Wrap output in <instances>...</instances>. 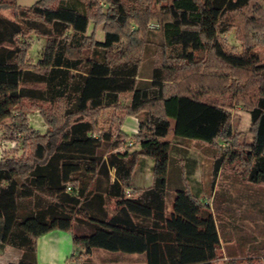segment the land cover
Wrapping results in <instances>:
<instances>
[{
	"label": "trees",
	"instance_id": "obj_1",
	"mask_svg": "<svg viewBox=\"0 0 264 264\" xmlns=\"http://www.w3.org/2000/svg\"><path fill=\"white\" fill-rule=\"evenodd\" d=\"M152 1L141 16L140 7L125 0H0V124L15 119L25 146L19 155L0 156V237L22 249L6 264H40L37 238L55 227L71 230L80 254L100 246L145 251V264H212L218 223L211 204L190 185L196 158L176 155L168 137L167 101L174 97V137L207 144L232 135L228 107L207 94L238 99L249 111L252 137L216 155L212 174L226 158L243 164L241 178L264 182V61L249 46H227L219 35L223 16L251 0ZM152 16L156 39L147 27ZM101 20L103 39L87 33L90 21ZM29 32L45 38L35 62L25 58ZM151 44L159 63L140 76ZM169 75L174 84H167ZM126 91L130 99L123 102ZM28 100L48 124L44 132L29 126ZM105 107L121 111L116 133L92 115ZM126 114L138 120L133 138L120 128ZM123 145L130 150H118ZM146 155L154 160L153 182L132 188ZM174 156L178 163H171ZM257 248L251 264H264V245Z\"/></svg>",
	"mask_w": 264,
	"mask_h": 264
},
{
	"label": "rangeland",
	"instance_id": "obj_2",
	"mask_svg": "<svg viewBox=\"0 0 264 264\" xmlns=\"http://www.w3.org/2000/svg\"><path fill=\"white\" fill-rule=\"evenodd\" d=\"M22 4H30L34 0H18ZM128 5H137L140 7L139 12L141 16H145L151 9V3H154L152 0H125ZM146 1H150L151 3L147 4ZM8 10L6 9L5 12ZM262 12V13H261ZM264 13V0H251L248 5L228 11L222 18L221 27L224 29L219 31L220 37L223 39L224 43L235 49L242 50L246 46H249L250 49L255 50L260 59L264 61V25L263 21L259 15ZM259 21L263 23L255 24ZM147 23V27L151 28V36L153 38H158V28L154 26V23L157 22L155 16L150 17ZM87 33L90 35L93 34L95 38H100L104 36V25L103 21L92 22L90 21L88 25ZM26 37L30 39V45L27 49V56L25 57L27 60L31 62H35L37 58L41 55L42 49L44 47L45 38L43 36H39L33 32H29L26 34ZM31 37V38H30ZM158 48L155 47L154 44H151L149 48L146 50L142 60H141V68H140V76H149L152 73V68L154 65L159 63L158 58ZM201 54V53H200ZM200 57L208 59V61L214 63V60L209 59V56L206 53H202ZM224 74V73H223ZM256 79V76H253V80ZM175 79L173 75H169L167 78V84H174ZM257 87V86H256ZM254 87L251 89V95L253 90L256 89ZM210 92L207 94V97L210 99H216L218 101H222L226 104L230 111V120L232 125V135L227 139L223 140L221 144H207L200 143L189 139L174 137L172 126L175 123V114H176V97L169 99L167 101V112L170 118L171 129L168 133V137L172 138V141L177 145V149L174 150L176 155L187 154L189 156H196L200 159V166L209 172L210 177H214L212 174V166L213 159L216 155L226 152V149L229 147H242V143L249 140L252 137V133L250 131L251 119L249 111L245 106L239 102L233 96L229 94H222ZM121 101L128 102L130 99V92L126 91L120 96ZM34 101H26L27 109L25 111L26 117L28 120L29 126L34 127L40 132H44L48 128V124L43 118L41 111L36 105L33 103ZM38 104V102L35 101ZM25 109V108H24ZM150 109H156L155 107ZM120 110H117L113 107H105L99 110L96 114H92L97 119V124L102 129H112V132L116 133L119 129L120 122ZM128 115V116H127ZM134 114H126L123 117V121L125 124L124 132L129 135V138H133L134 133L137 131L134 127L138 122L136 120ZM16 120L13 118H6L4 122L0 124V156L5 153L7 155H19L21 154L25 146L22 142L23 131L19 127H14L16 125ZM22 131V132H21ZM19 138L18 142L16 138ZM127 145L120 146L118 150L126 151V149L130 150ZM172 151V155H174ZM214 155V156H213ZM145 159L149 162L148 164H139L135 167L134 175L132 178V188H140L143 184H149L150 173L153 174V164L154 160L151 155H146ZM144 159V161H145ZM176 157L174 156L171 159V163L176 162ZM239 159V158H238ZM186 161V160H185ZM225 161V162H224ZM223 161L222 173L224 177L221 179H217L216 186L222 185L226 182V175H240L242 174L243 164L239 160H233V162L228 163L226 158ZM144 163V162H143ZM140 167L142 169H140ZM229 173V174H228ZM243 176V175H241ZM148 177V178H147ZM191 177V174H190ZM148 180V181H147ZM235 185H239L234 183ZM242 188L251 190V195L242 196L239 198H222V194L219 193V197L216 196L214 198H207L209 202H212L213 207L216 208H230L229 210L234 213L242 212L244 210V215L251 216V220H237L234 219V227L240 228V231L236 229L237 233H243L247 229H251V253L253 250L255 252L260 251V247L256 249L258 245H264V182H255L251 183L247 181L246 183L240 182ZM171 193V192H170ZM248 206H251V213L248 211ZM243 208V210H242ZM251 228H248V227ZM244 230V231H243ZM243 231V232H241ZM253 247V248H252ZM105 253V254H101ZM114 253H126L120 255H128L132 256L133 254L130 252L122 251V250H110L104 247H96L89 254H83L81 256L80 264H92L93 260L99 259L100 261L106 260L107 255ZM140 255L139 252L136 253ZM87 255V257H86ZM75 256H78L75 253ZM71 258V254L69 255V259L73 261V264H77L76 257ZM65 261V264H69L68 259ZM80 261V259H79ZM262 264V262L258 263Z\"/></svg>",
	"mask_w": 264,
	"mask_h": 264
},
{
	"label": "crops",
	"instance_id": "obj_3",
	"mask_svg": "<svg viewBox=\"0 0 264 264\" xmlns=\"http://www.w3.org/2000/svg\"><path fill=\"white\" fill-rule=\"evenodd\" d=\"M99 39H103L100 37ZM128 116V115H127ZM136 117V116H135ZM137 120V118H136ZM138 122V120H137ZM121 129H125L124 121L121 122ZM137 130V125L134 127ZM196 166L194 171L191 173L190 185L200 199L209 202L207 198L219 197V193L222 194V198H239L242 196L251 195V190L242 188L240 182L246 183L247 180L239 177L238 175H226L227 179L222 185H217V179L224 177L222 168L215 177H210L209 172L200 166V159L196 157ZM149 162L145 159L144 163ZM140 166V165H139ZM140 169H142L140 167ZM148 178V177H147ZM149 184H143L141 187H147L153 182V174L150 173ZM147 180V181H148ZM239 184V185H235ZM174 192L172 191V194ZM174 195V194H173ZM214 210L216 220L218 223L220 242L217 248L218 257L212 260V264H251V229H247L243 233H237L236 229L240 231V228L234 227V219L251 220V216L244 215L242 212L234 213L229 210L230 208H214L212 202H209ZM251 206H248L250 211ZM2 218L0 217V232L2 225ZM248 228H251L250 226ZM100 247L95 246L94 248ZM83 251L82 247H77L73 242L72 232L68 229L59 227L52 228L37 238L36 243V259L40 264H65V261L70 254L77 253L79 256H75L77 264L81 263L80 252ZM124 251V250H122ZM129 252V251H126ZM140 255H137L138 253ZM22 253V249L18 246L10 243L3 242L0 237V263L6 264L10 261H17ZM133 255H120L126 253H114L108 254L107 259L100 261L99 259L93 260L92 264H145L146 263V252L145 251H134L130 252ZM101 254V253H100ZM105 254V253H102ZM101 254V255H102ZM87 257V255H86ZM69 259V258H68ZM80 259V261H79ZM69 264H73V261L68 260ZM191 264H201V262H195Z\"/></svg>",
	"mask_w": 264,
	"mask_h": 264
}]
</instances>
